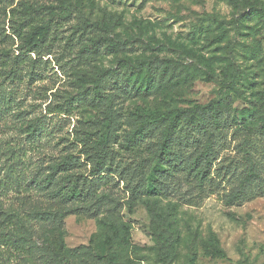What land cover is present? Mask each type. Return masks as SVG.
I'll use <instances>...</instances> for the list:
<instances>
[{
    "label": "rangeland",
    "instance_id": "1",
    "mask_svg": "<svg viewBox=\"0 0 264 264\" xmlns=\"http://www.w3.org/2000/svg\"><path fill=\"white\" fill-rule=\"evenodd\" d=\"M121 60H149L162 90H124ZM151 112L169 120L135 140ZM1 181L0 264H56L58 236L67 264H105L101 220L116 264H264V0H0ZM7 217L29 250L3 247Z\"/></svg>",
    "mask_w": 264,
    "mask_h": 264
},
{
    "label": "trees",
    "instance_id": "2",
    "mask_svg": "<svg viewBox=\"0 0 264 264\" xmlns=\"http://www.w3.org/2000/svg\"><path fill=\"white\" fill-rule=\"evenodd\" d=\"M124 44L119 46V44H110L107 46V50L110 54H115L118 52V50H122V47ZM151 62L149 60H141L138 62L137 65H131L128 61L121 60L119 62L117 72L114 75L120 76L123 83V89L129 92L131 95L137 97L144 96L147 93L152 92H160L162 89L160 88L159 81L153 80V77H151V71H150ZM169 78L167 79L168 83L172 79V77H179V75H175V67L170 68L166 67L164 70V73H168ZM102 77V76H100ZM98 77V79H100ZM98 79H95V89L98 90V86H100V81ZM170 84V83H169ZM98 93V91H97ZM184 112L186 111H179L174 116V120H172L167 127L162 132V144H161V151L166 150L167 145L170 140V133L171 131L176 128V120L182 119L184 117ZM169 120V115L167 113H147L145 116V121L138 127V129L135 131V140L143 138L146 134H150L153 130H158L162 125H164ZM192 123V122H190ZM21 165L22 162L19 161L17 158L14 157L13 162L8 167V175L9 178H15L17 177V173L15 172L16 168L13 166ZM73 165V158L71 156H65L60 160L59 163L54 164L50 166V174H48V177H51L52 175H57L60 173H64L67 171H70ZM28 186H22L21 184H17V189L15 190V193L19 194L22 192L23 195H30L31 188L29 187L31 185L32 188H34L33 180L26 181ZM33 184V185H32ZM37 184V182H36ZM49 184V183H48ZM8 183L6 181L0 182V197H4L2 195V192L8 189ZM21 189V190H19ZM149 195H157L158 190L155 188V186L151 183L149 186ZM69 197L71 198H80L82 197V191L75 190V187L70 192ZM6 228L9 229V235L3 237V247H6V250L8 253H11V250L15 251H23L25 249V246L28 245V250L30 249L29 240L27 239V236L25 237V233H27V230H24L23 225L20 224V219L16 218L15 220L12 219V217H7L6 220ZM4 223V222H2ZM100 223L106 227V231L109 232V235L106 237L105 245L107 246V252L103 255V252L99 251L97 252V256L99 257L98 260L101 261L100 263L105 264H116L117 258L120 251V246L117 242V226L115 223L111 220L105 221L101 220ZM19 244V245H18ZM50 256L51 259L56 264H67L68 259L71 255V253H74L75 250H68L64 247L62 238L58 236L57 242L50 244ZM212 251L218 255L219 257H224V252L219 249L217 244L215 242H212L211 244Z\"/></svg>",
    "mask_w": 264,
    "mask_h": 264
}]
</instances>
